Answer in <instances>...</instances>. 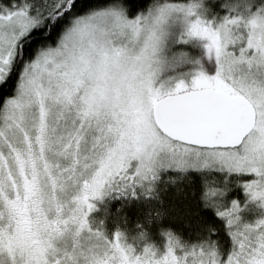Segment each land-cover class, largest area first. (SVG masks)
<instances>
[{"label": "snow or ice", "instance_id": "obj_1", "mask_svg": "<svg viewBox=\"0 0 264 264\" xmlns=\"http://www.w3.org/2000/svg\"><path fill=\"white\" fill-rule=\"evenodd\" d=\"M123 3L127 14L138 7ZM103 5L0 4V264H264V214L243 222L241 202L224 200L231 178L244 205L264 208V0H224L219 19L190 0H151L131 18ZM169 14L186 15L179 38L206 41L215 58V74L197 71L190 89L154 86ZM169 169L201 173L227 249L209 227L192 243L163 230L162 253L150 243L137 252L90 218L112 192L154 197ZM212 170L228 175L209 179Z\"/></svg>", "mask_w": 264, "mask_h": 264}, {"label": "trees", "instance_id": "obj_2", "mask_svg": "<svg viewBox=\"0 0 264 264\" xmlns=\"http://www.w3.org/2000/svg\"><path fill=\"white\" fill-rule=\"evenodd\" d=\"M207 1L212 3L203 2L202 8H207L211 15H216L217 19L227 13V9L222 6L224 0ZM94 2L107 4L109 0H94ZM131 2L138 7L129 11L130 18L142 8H146L151 0H131ZM8 3L9 0H0V4ZM225 175L228 174L212 170L208 178L223 182ZM168 176L176 177V179L167 180L165 177ZM228 187L229 190L224 197L226 204H230L233 199L241 202V220L248 223L254 222L261 213L251 202L244 205L246 194L242 184H237L230 178ZM202 188L200 172L188 170L181 175L180 172L169 169L161 173V180L157 184L154 197L146 198L142 195H121L112 192L96 203L90 218L102 220L103 228L108 236L117 229L124 232L126 242L132 244L136 250L143 248L146 243L154 245L158 250L162 249L165 244L163 230H171L181 240L192 243L207 236L209 227L215 229V232L211 234L212 239H215L222 248L227 249L230 238L223 230L221 226L223 221L216 215L215 210L203 206L200 199ZM141 229L147 235L145 239L137 241L134 237Z\"/></svg>", "mask_w": 264, "mask_h": 264}, {"label": "rangeland", "instance_id": "obj_3", "mask_svg": "<svg viewBox=\"0 0 264 264\" xmlns=\"http://www.w3.org/2000/svg\"><path fill=\"white\" fill-rule=\"evenodd\" d=\"M203 2L212 3V1L207 0H203ZM197 11L199 12L200 9H197ZM205 16H212L209 10L205 12ZM173 33L174 34H172L166 42L165 52L170 57H175L177 54L183 53V60L182 62H175L172 67H169L165 71H163L160 74L159 78L154 82V86H160L161 81H165V84L162 88V90H165L174 87L177 80L183 79L185 81V84L188 86V89H190L192 78L197 73V71H203L206 75L209 76L214 75L216 71L215 58L209 57L205 54L203 45L204 43H206V41L199 40L197 38L184 41L179 38V29H174ZM102 199H105V196L99 200L93 201V203L96 204L98 201H102ZM256 207L261 213L260 216L264 214V208L258 207L257 205ZM142 250L143 248H140L136 251L141 252ZM164 250L165 249L163 247L162 249H159V252L162 253Z\"/></svg>", "mask_w": 264, "mask_h": 264}, {"label": "clouds", "instance_id": "obj_4", "mask_svg": "<svg viewBox=\"0 0 264 264\" xmlns=\"http://www.w3.org/2000/svg\"><path fill=\"white\" fill-rule=\"evenodd\" d=\"M190 2L195 3L197 5V9H200V15L205 14V9L200 6L202 5L203 0H190ZM103 6L115 7L121 12L123 17L129 18L127 14V5L123 3V0H109V2L107 4H104ZM189 22L190 21L186 15L176 17L173 14H169V16L165 17L162 26L160 43L157 45L156 49L154 50L151 56V66L154 80H157L160 74L167 68L172 67L175 62H179L181 53L177 54L175 57L168 56L165 52L166 42L169 37L174 34V29H179V33L186 31ZM164 84L165 81H161L160 86H163Z\"/></svg>", "mask_w": 264, "mask_h": 264}]
</instances>
